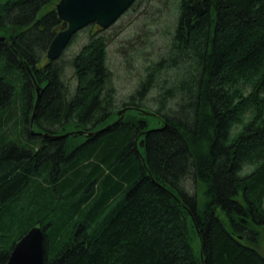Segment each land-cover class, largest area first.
Returning <instances> with one entry per match:
<instances>
[{
    "label": "trees",
    "instance_id": "obj_1",
    "mask_svg": "<svg viewBox=\"0 0 264 264\" xmlns=\"http://www.w3.org/2000/svg\"><path fill=\"white\" fill-rule=\"evenodd\" d=\"M59 1L0 0V264L34 226L47 264H264V0H135L173 26L107 129L112 38L49 60ZM35 82L36 132L98 133H33Z\"/></svg>",
    "mask_w": 264,
    "mask_h": 264
},
{
    "label": "rangeland",
    "instance_id": "obj_2",
    "mask_svg": "<svg viewBox=\"0 0 264 264\" xmlns=\"http://www.w3.org/2000/svg\"><path fill=\"white\" fill-rule=\"evenodd\" d=\"M145 10L147 9L144 6L136 11L131 10L114 25L101 32L108 38H112L108 47V64L113 72V81L117 89L118 111L124 109L122 102L136 90L147 62L146 58H156L158 53L165 49L167 38L162 33L173 26L172 9L169 10L171 14H165L159 18L153 7ZM146 16L148 17L145 18ZM95 29L93 28V30ZM88 36L87 30L80 31L77 41L65 52V57L69 59L78 53L88 41ZM135 44L143 47V52L139 57L129 55L128 49H132ZM123 50H126L127 56ZM66 80L72 84L75 82L73 71L70 68L67 71ZM155 95L156 91L153 90L147 99V106L152 109L157 107L153 100ZM146 117L149 118L150 116ZM262 231L260 250L264 254V229Z\"/></svg>",
    "mask_w": 264,
    "mask_h": 264
},
{
    "label": "water",
    "instance_id": "obj_3",
    "mask_svg": "<svg viewBox=\"0 0 264 264\" xmlns=\"http://www.w3.org/2000/svg\"><path fill=\"white\" fill-rule=\"evenodd\" d=\"M135 0H60L56 5L59 18L65 23L52 40L47 51V58L58 60L69 46L72 38L90 24H97L101 29H108L114 25L134 4ZM8 42L5 36H0V43ZM35 79V76H33ZM37 84V82H35ZM37 99L30 116L33 133L42 134L52 139L82 134L93 136L98 131H73L62 135L49 132H36L34 118L40 100L42 87L36 85ZM126 108L118 112V118L105 129L124 119ZM46 230L42 226L32 227L14 246L6 264H47L46 262Z\"/></svg>",
    "mask_w": 264,
    "mask_h": 264
},
{
    "label": "bare ground",
    "instance_id": "obj_4",
    "mask_svg": "<svg viewBox=\"0 0 264 264\" xmlns=\"http://www.w3.org/2000/svg\"><path fill=\"white\" fill-rule=\"evenodd\" d=\"M36 93H37V90H36Z\"/></svg>",
    "mask_w": 264,
    "mask_h": 264
}]
</instances>
